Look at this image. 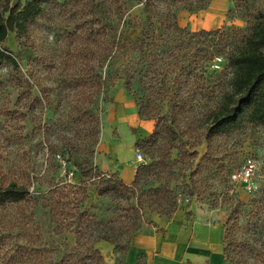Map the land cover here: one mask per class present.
<instances>
[{
	"label": "rangeland",
	"instance_id": "obj_1",
	"mask_svg": "<svg viewBox=\"0 0 264 264\" xmlns=\"http://www.w3.org/2000/svg\"><path fill=\"white\" fill-rule=\"evenodd\" d=\"M26 1L12 0V4H24ZM98 1L99 10L110 22L118 6L117 0ZM66 2L47 0L44 13L24 35L10 32L2 44L3 48L13 53L19 66L14 68L7 61L0 60V184L13 179L27 183L32 199L38 203L32 207L33 217L26 222L18 215L16 208H0V264H30L29 261L17 263L10 257L20 253L21 247L30 245L37 226L40 227L44 246L52 252L56 262L76 245L73 232H56L49 202L56 188L69 183L77 184L81 180L74 163L84 161L87 156L91 126L82 118L80 109L85 111L88 106L101 117L105 143L111 142L112 130L115 136L123 139L120 148L124 156L135 158V147L131 140L137 128L134 129L133 125L140 124L136 122L135 113L138 114L140 106L146 104L164 117L162 123H169L175 118L182 127L180 134L188 141L187 145L197 143L195 150L198 155L191 167L175 150L173 160L176 169L166 177L175 190L178 210L170 218L158 209H146L142 214V221L153 225L158 231L177 232L197 226L212 228L221 223L224 225L229 215L227 199L240 197L248 201L256 193H263L264 125L248 124L221 136L214 140L211 149L205 135L207 113L220 97L219 92L213 90L212 86L208 88L207 84L227 68L226 55L216 54L224 58L221 68L216 69L213 67L215 58H203V52L200 64H204L207 70L194 69V59L179 62L177 56L167 55L172 46L184 47L189 42V36L180 38L179 33L170 32L167 28L172 23L168 18L169 9L178 4H199V0H156L160 10L153 17V22L159 47L154 48L155 52L149 60L155 62L149 64L151 67L148 71L145 69L143 74L137 75L133 94L128 93L123 81H118L106 94L100 97L92 94L90 101L83 97L82 88L75 86V81L86 72H106L111 61H106L105 68H102V63L91 52L94 45L87 42L84 36H74V28L67 22L66 9L69 7ZM121 4L127 11L126 16L137 15L138 20L148 23L149 13L144 0H124ZM257 9L264 10V0H230V10L224 24L234 30L231 29V36L223 40L228 43L226 52H230L239 42L240 34L236 29H245L254 20L252 13ZM187 28L193 31L191 27ZM140 34L141 29H135L128 36L137 39ZM199 48L193 47L194 52H198ZM153 55L160 58L156 60ZM132 59L136 61V54L132 53ZM228 77H231L230 73ZM94 89L92 82L91 93ZM117 105H120L119 110H124V106L130 107L134 113L125 109L121 114L116 110ZM120 117L127 120L118 121ZM189 157L191 155L187 154ZM145 158L146 161L150 160L146 155ZM135 160L140 163L137 157ZM209 160L215 162L218 177L212 178L207 187L202 185L195 188L194 182L200 177L198 173L203 167H208L206 163ZM248 161L256 165L251 187L230 179V174ZM72 172L75 174L71 175ZM95 188L94 184H89L88 199L81 208L95 213L101 221L118 225L124 220L129 204L122 199L100 197ZM135 203L136 199L132 204ZM202 236L209 238V233L205 232ZM96 246L102 251L107 264L118 263L120 254L113 244L100 241Z\"/></svg>",
	"mask_w": 264,
	"mask_h": 264
},
{
	"label": "trees",
	"instance_id": "obj_2",
	"mask_svg": "<svg viewBox=\"0 0 264 264\" xmlns=\"http://www.w3.org/2000/svg\"><path fill=\"white\" fill-rule=\"evenodd\" d=\"M122 1L124 0L116 1L118 6L110 22L106 20L104 12L99 10L98 0L66 2L69 7L66 9L67 22L73 26L74 36H84L87 42L94 45L91 52L102 63V68H105L106 61H111L106 72H86L75 81V86L82 88L81 94L89 101L92 94L100 97L118 81H123L128 93L133 94L137 75L143 74L145 69L148 71L151 67L149 64L155 62L149 60L155 52L154 48L159 47L153 22V17L160 10L156 0H144L149 13L147 24L138 20L137 15L126 16L127 11L123 9ZM46 2L47 0H27L24 4H12V0H0L1 61H7L14 68L19 66L13 53L3 48L2 44L10 32L24 35L29 26L42 16ZM211 2L212 0H199V4L195 5H175L168 11V18L172 23L167 26L170 32L179 33L180 38L189 36L188 44L184 47L172 46L167 51L168 57L177 56L179 62L194 59V69L204 70L207 67L200 64L203 52V58L210 60H214L218 53L226 55L227 68L217 74L213 72L217 79L207 84L208 88L211 89L212 86L220 94L218 101L207 113L205 135L210 149L215 139L229 135L241 127L253 123L264 125V10L253 11L254 20L245 29H236L240 34L239 42L230 52H226L228 43L223 40L231 36L229 31L233 27L224 24L216 29L190 31L187 27H182L178 20L179 9L196 12L207 9ZM135 29H141V34L137 39H132L128 35ZM196 46L200 47L198 52H194L193 47ZM132 53L136 54V61L132 59ZM154 58L158 60L160 57L155 55ZM227 69L231 77H228ZM225 76L227 80L224 79ZM92 82L95 88L93 93L90 90ZM22 98L25 99V95ZM81 112L82 118L91 126L87 156L84 161L74 163L81 174V180L77 184L69 183L56 188L49 202L56 232H73L76 235V245L69 248L64 257L56 262L52 252L44 246L40 227L37 226L30 245L21 247L20 253L11 255L10 259L17 263L107 264L102 251L96 246V243L106 241L113 244L120 254L117 264H125L132 238L142 226L144 210L158 209L161 214L170 218L179 208L171 181H166V177L171 176L176 169L174 151L178 150L181 158L186 160L185 164H190L189 167L195 161L198 151L195 150L197 143L187 145L188 141L180 134L182 127L175 118L169 123H162V115L149 109L147 104L140 106L138 114L142 119L155 120L152 133L136 141V147L150 160L140 163L133 181L127 183L117 173L105 175L95 164L94 156L102 132L101 117L90 106L85 111L80 109V114ZM187 154L191 157L187 158ZM206 164L208 167H203L198 173L200 177L194 182L195 188L202 185L207 187L212 178L218 177L215 162L209 160ZM89 184L96 186V193L100 197L122 199L129 204L123 221L118 225L107 220L101 221L95 213L81 208L88 199ZM135 199L136 203L132 204ZM37 203V200L32 199L30 185L27 183L13 179L0 184V208H16L24 222L33 217L32 207ZM227 203L229 215L224 222L223 239V258L226 264H264V191L256 193L248 201L230 197Z\"/></svg>",
	"mask_w": 264,
	"mask_h": 264
},
{
	"label": "crops",
	"instance_id": "obj_3",
	"mask_svg": "<svg viewBox=\"0 0 264 264\" xmlns=\"http://www.w3.org/2000/svg\"><path fill=\"white\" fill-rule=\"evenodd\" d=\"M229 10L230 0H212L207 9L196 12L186 9L180 10L179 23L182 27H191L193 31L220 28L224 25ZM117 106L116 110L117 112L121 111V114L124 113L125 109L134 113L130 107L123 105L124 110L123 108L119 110L120 105ZM135 116L136 122H140L138 126V123L133 125L134 129L137 128V133L131 140L135 147V158L122 154L120 146L124 141L121 137L115 136L113 130L109 143L104 142L102 130L94 156L95 164L105 175L117 173L127 183L133 181L140 164L136 163L135 160L136 141L150 135L154 129L153 120L142 119L136 113ZM122 119L127 120L126 117H120L118 121ZM205 232L209 233V238L202 236ZM224 232L225 228L222 223L212 228L197 226L177 232H163L143 221L141 228L135 232L132 238L125 264H218L220 261L224 264Z\"/></svg>",
	"mask_w": 264,
	"mask_h": 264
},
{
	"label": "built area",
	"instance_id": "obj_4",
	"mask_svg": "<svg viewBox=\"0 0 264 264\" xmlns=\"http://www.w3.org/2000/svg\"><path fill=\"white\" fill-rule=\"evenodd\" d=\"M224 63V58L220 56H216L213 67L216 69H220L222 64ZM137 154V160L140 163H144L146 161L145 155L143 151L140 148L136 149ZM256 173V165L252 161H248L244 164H242L237 170H234L230 174V179L232 181H239L240 183L246 185L247 187H251V181ZM75 174V172H72L71 175Z\"/></svg>",
	"mask_w": 264,
	"mask_h": 264
}]
</instances>
